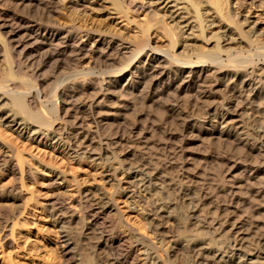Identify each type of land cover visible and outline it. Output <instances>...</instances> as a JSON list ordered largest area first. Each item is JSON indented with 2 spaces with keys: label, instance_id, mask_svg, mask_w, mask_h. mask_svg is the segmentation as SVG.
<instances>
[{
  "label": "bare ground",
  "instance_id": "1",
  "mask_svg": "<svg viewBox=\"0 0 264 264\" xmlns=\"http://www.w3.org/2000/svg\"><path fill=\"white\" fill-rule=\"evenodd\" d=\"M91 3L0 0V264H166L167 245L185 246L172 235L183 227L174 204L159 198L174 186L166 170L175 164L150 155L180 150L179 135L162 129L168 142L160 144L138 120L122 118L133 100L165 98L164 121L181 134L229 139L264 162V24L250 21L264 0H149L154 14L132 41L86 24L81 12ZM110 5L125 19L148 10ZM61 6L71 13L60 17ZM152 28L170 37L168 50L152 45ZM230 166L250 182L264 175ZM177 177L192 176L183 169ZM238 178L215 188L243 204ZM204 190L184 195L195 201L188 219L199 217L210 233L188 241V251L200 252L193 263L264 264L262 234Z\"/></svg>",
  "mask_w": 264,
  "mask_h": 264
},
{
  "label": "rangeland",
  "instance_id": "2",
  "mask_svg": "<svg viewBox=\"0 0 264 264\" xmlns=\"http://www.w3.org/2000/svg\"><path fill=\"white\" fill-rule=\"evenodd\" d=\"M90 1L92 3L88 5V9H86L84 12H81L83 14V18L87 19L89 22V23L87 22L86 24L88 25L92 24L91 26H95L96 28L98 27L100 29L102 28V30H106L107 32L116 34L117 36H119L122 39H125L126 41H132L138 38L140 36L138 33L139 28L143 25H146L149 21L150 16L154 14V8L151 5L147 4L149 0H125L130 3H136L138 5H145L148 8V10L146 11L142 9L130 11V14H128V19H125L121 17V15H118L115 11L110 10L111 8L110 4L112 0H90ZM59 11H60L59 16L62 18L66 14L71 13L65 6H61ZM251 13L252 14L250 17V21L258 23V28L262 27L264 24V12L253 10ZM59 16L57 17L55 16V17L57 19H60ZM38 17L42 18L41 15ZM38 17H37V20H39ZM60 20L62 22H66V20L64 19H60ZM149 36H150L152 45L155 46L156 48L165 49V50L169 49L170 37H167L164 31H162L161 29L152 28L149 31ZM197 44L201 46L203 45L201 42H198ZM174 52H176V54H180V55L182 54V50H178L177 48L174 49ZM4 68H5L4 65L0 66V72L2 74L4 73ZM102 70L107 71L109 70V68L103 67ZM2 74L0 75L2 76ZM54 82L56 81L54 80ZM140 100L141 99H139V101ZM163 100L166 103H164ZM163 100L162 99L156 100V101L150 102L151 104L146 103V105H145V102H142V101L139 102L138 99L136 101L133 100L132 104L134 108H132V110L130 111L123 113L122 118L124 117V118H129V119H136V121L138 120L140 124H143L144 126H146L145 128H147V130L150 129L149 131L152 134L149 132L150 135L148 137L150 139L152 137L153 138L152 140L156 142H160V144L168 142L167 139H165V136L163 135L164 129L172 133H175L176 135H179L178 137L179 140L173 142V147H175L176 144L178 147H180L179 145H181L182 148L180 150L176 148L174 151V148H173L171 151V154L163 155L161 148L156 147L155 149L151 151L152 153L150 152L151 156L154 155L155 158L159 157L160 162L164 161L166 163L169 162V163L175 164L172 168L166 170L168 171L166 175L169 177V179H172L174 186L170 187L169 190L167 189L166 193L164 195H160V197L158 196V190H156V188H151L152 190L151 193L154 194L153 196L155 200L158 197L161 198L163 196V198H161L163 199V201H166V202L169 201L172 204H174L175 215L177 216L179 220L180 227L182 226L184 227V224H185V229L182 227L181 229H175L172 232V235L175 237V240H179V244L183 246L185 245V246L180 249H173L167 245L166 250L168 254L166 253H165L166 255L164 254L165 257L166 256L168 257V259L166 257L167 259L166 264H194L193 262H195L196 257H198L197 254L200 253V252L197 253L198 252L197 250L199 248L191 249L188 251V249L186 248V246L188 245L187 244L188 241H192V240L195 241L197 239H201L202 237L205 238L206 236H207L206 238H208V235H206L205 233V232L208 233V229L205 228L204 230L201 228L200 226L201 224H199L201 219H199V217H198L199 220L197 219L196 221L188 219L190 211H191V207L195 203V201L186 200L187 196H184V195H186L187 190H190L191 196L198 197L200 189H203V190L205 189L204 190L205 194L210 196L213 199L212 201L213 203H215L214 205L220 206V208H222L223 210L227 208L226 210L231 211L233 207L234 208L236 207L237 209L241 211L243 216H247L246 219H247V222H249L248 225L252 227V230L257 232L256 234L259 233L258 236H261L262 234V236L264 237V234H263L264 233L263 232L264 230V209H263L264 206L263 205L264 204H262L264 203L263 202L264 200L263 198L264 197V175L263 174L259 175V177L256 180H253L250 182L246 178L247 175L244 174L243 172L244 169H240L239 171L237 170V172H231V171L229 172V169H230L229 167H231L230 165L234 166V164H236L239 167L240 165L241 167L245 165L247 166L246 168H253L252 171L254 172H258L259 170L262 171L264 170V164H263L264 162H262L261 159H258L255 155L250 156L249 153L245 151L241 146H235L232 143V141H230L229 139L225 140L224 138L222 140L220 138H217L218 136L216 135H208L206 133H197L198 130L194 132L193 134H187V133L181 134L180 129L178 128V124L175 121H171V120L164 121V116L166 114L165 112L166 106L164 105H167V99L164 98ZM160 103L162 106L160 105ZM111 113L113 112L104 113L106 114L105 117L108 118L106 122L109 125L113 123L115 124L116 122V121L114 122L115 118H113V116L111 117L112 115ZM153 126L155 127L158 126L160 127L158 129H161V130L158 131L156 130L155 127L153 128ZM240 131L244 132V129ZM212 136L214 138H212ZM182 140L184 141V143ZM179 151L181 154L179 153ZM227 158L230 159V163H228L229 159ZM183 169L186 170L192 177H187L188 179L187 178L179 179L177 175ZM229 173H231V175H229ZM193 175H195L196 177ZM234 175H235V178H234ZM237 178L239 179V181H241L242 186H244V189H242V191L238 190V192H234V191L233 192L237 193V196L239 195L238 197H242L241 199L243 201L248 200L244 202L243 204L241 201L237 203L236 201H231L232 198L230 195H228L227 193H220L219 191L217 192L215 188L217 186H224V185L225 186L227 185L226 187L229 188L233 186V184L231 185V183ZM178 189L180 190L178 191ZM248 189H251V191L253 192L248 194L247 193ZM254 191H262L263 192L262 198L261 197L251 198L250 197L251 195L252 196L256 195ZM203 208L201 210V215L202 214L204 215L207 213L203 210ZM213 213H215L214 210L210 212V214H213ZM193 222H195L194 223L195 225L192 224ZM196 222L198 223L196 224ZM205 227L207 226L205 225ZM256 227L258 228V230L256 229ZM199 232H200V235H199ZM255 232H254V238H257L258 236H255L256 235ZM201 233H203L204 235ZM208 234L210 237V233ZM193 250H195V252ZM253 264H258V261H255Z\"/></svg>",
  "mask_w": 264,
  "mask_h": 264
}]
</instances>
